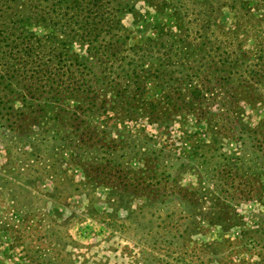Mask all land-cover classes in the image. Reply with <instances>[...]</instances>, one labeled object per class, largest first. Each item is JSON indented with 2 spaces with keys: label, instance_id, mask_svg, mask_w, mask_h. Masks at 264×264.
Masks as SVG:
<instances>
[{
  "label": "trees",
  "instance_id": "1",
  "mask_svg": "<svg viewBox=\"0 0 264 264\" xmlns=\"http://www.w3.org/2000/svg\"><path fill=\"white\" fill-rule=\"evenodd\" d=\"M137 1L0 0V194L22 218L39 182L54 183L53 200L61 182L152 253L193 243L199 256L218 255L219 242L196 236L243 227L235 206L264 202V120L252 127L243 117L245 104H264V17L248 4H209L187 22L179 7L158 4L155 35L132 45L124 21L144 18ZM222 6L231 25L219 21ZM190 120L209 141L183 128ZM191 174L195 184L183 186ZM239 242L255 237L243 231ZM177 248L162 251L186 261Z\"/></svg>",
  "mask_w": 264,
  "mask_h": 264
},
{
  "label": "rangeland",
  "instance_id": "2",
  "mask_svg": "<svg viewBox=\"0 0 264 264\" xmlns=\"http://www.w3.org/2000/svg\"><path fill=\"white\" fill-rule=\"evenodd\" d=\"M136 4L144 18L139 24H134L132 16L128 15L124 21L131 30L132 45L141 44L155 35L158 4H167L169 8L170 4L179 7L187 22L194 19L193 10L196 6L200 9L205 6L209 8V4H248L254 18L264 17L263 11L255 10L260 6L259 0H139ZM218 17L226 25H231L234 21V13L226 6L221 7ZM243 109L244 120L252 127L264 120V104H245ZM138 126L144 127L148 136L164 139L154 125L141 122ZM183 128L191 133L198 132L205 141H209L208 133L198 128L194 120L187 122ZM177 135L178 132L174 131L172 140L175 141ZM5 161V152L0 148V167ZM191 175L184 178L181 183L183 186L195 184L196 178ZM67 176L74 183L84 179L77 167L68 168ZM59 184L61 192L53 200L49 196L53 193L54 183L48 179L39 182L30 195L33 210L29 212L31 214L23 213L25 216L21 215L22 218L12 215L10 199L0 194V264H145L146 259L153 258L156 259V264H264L263 201H242L235 206L236 213L243 218V227L222 231L217 227L207 226L204 235L196 236L198 243L219 242L221 252L218 255L206 256L201 253L199 256L193 250V243L181 247L163 245L168 250L179 247L174 253L177 251L184 254L186 261H177L175 257L166 256L163 248L152 253L149 241H142L137 235L139 233L131 228L123 231L109 228L101 221V215L93 217L89 214L84 194L74 193L70 187L61 182ZM99 207V212L104 208L108 209L104 205ZM124 214L120 212L119 219H123ZM243 231H249L255 237L254 245L246 248L240 244ZM150 253L153 258L146 256Z\"/></svg>",
  "mask_w": 264,
  "mask_h": 264
}]
</instances>
